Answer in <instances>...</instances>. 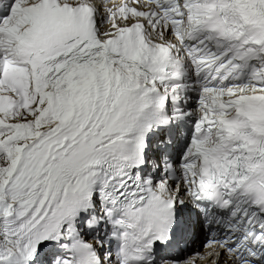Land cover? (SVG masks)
Segmentation results:
<instances>
[{
	"label": "snow or ice",
	"instance_id": "6c2138e0",
	"mask_svg": "<svg viewBox=\"0 0 264 264\" xmlns=\"http://www.w3.org/2000/svg\"><path fill=\"white\" fill-rule=\"evenodd\" d=\"M0 264H264V0H0Z\"/></svg>",
	"mask_w": 264,
	"mask_h": 264
}]
</instances>
